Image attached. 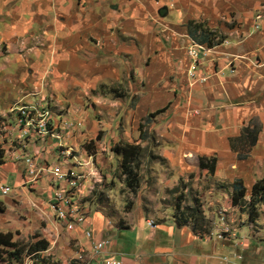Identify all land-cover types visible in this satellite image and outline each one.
I'll return each mask as SVG.
<instances>
[{
    "label": "crops",
    "instance_id": "1",
    "mask_svg": "<svg viewBox=\"0 0 264 264\" xmlns=\"http://www.w3.org/2000/svg\"><path fill=\"white\" fill-rule=\"evenodd\" d=\"M195 25L230 45L214 49L198 71L206 82L192 85L188 48ZM17 53L24 58L12 62ZM44 82L55 128L64 118L77 123L64 142L77 156H94L102 174L112 144L141 147V160L146 126L170 166H183L187 176L192 165L227 184L231 200L235 182L247 195L264 181V0H0V118L13 123L16 105L28 102L22 93ZM120 88L125 101L114 98ZM88 101L102 117L98 122L84 110ZM16 136L0 130V183L12 188L0 195V234L28 248L48 245L29 256L34 264L53 257L47 264L92 263V244L101 241L110 246L100 258L124 264H264V240L250 227L230 236L202 234L137 210L112 218L88 202L85 224L68 232L47 205L52 181L25 187L26 166L14 153L37 155L46 168L55 165L58 144L27 141L18 150ZM85 140L95 153L85 151ZM201 160L215 163L213 174Z\"/></svg>",
    "mask_w": 264,
    "mask_h": 264
},
{
    "label": "rangeland",
    "instance_id": "2",
    "mask_svg": "<svg viewBox=\"0 0 264 264\" xmlns=\"http://www.w3.org/2000/svg\"><path fill=\"white\" fill-rule=\"evenodd\" d=\"M2 52L7 55L6 47ZM24 55L12 54V62L24 58ZM121 88L114 95L117 100L126 97L125 88ZM36 90L48 95L49 84L44 82L36 87L26 88L22 94L28 97V102L20 101L16 106L38 100L40 97L32 95ZM48 101L51 114H54L53 99ZM84 110L93 121L98 122L99 118H102L92 101L87 102ZM3 120L5 119L0 118V124ZM127 126L128 122L124 120L118 129L124 133L128 129ZM142 133L143 137L146 135V141L142 143L146 148L140 160V168L137 170V183L134 181L129 183L128 178L122 173V158L114 152L115 146L112 144L105 156L109 159L107 168H104L103 174L101 172L100 182L95 186L93 194L82 200L84 205L88 202L94 203L96 208L107 210L108 214L116 219L136 210L144 212L145 216L154 222L176 219L180 224L188 223L202 234H212L218 230L222 236H230L237 230L242 233L244 229L250 227L251 235L256 236L257 240H264V236H261L264 233V204L258 201L253 204L251 192L246 195L245 204L233 207L231 190L227 184L217 182L208 176L204 177L203 173L195 170L192 165L186 167L187 176H182L183 166H170L162 156L161 144L156 143L158 139L155 133L146 126ZM101 138L104 139V136L97 138L98 143ZM128 139L125 138L124 141ZM82 145L87 146L85 151L88 154L95 153V145L89 144L88 140ZM18 244L24 249L21 259L25 261L30 256L29 244L24 242ZM53 259L49 258L44 263L54 262Z\"/></svg>",
    "mask_w": 264,
    "mask_h": 264
},
{
    "label": "built area",
    "instance_id": "3",
    "mask_svg": "<svg viewBox=\"0 0 264 264\" xmlns=\"http://www.w3.org/2000/svg\"><path fill=\"white\" fill-rule=\"evenodd\" d=\"M216 41L219 42V39L217 38ZM221 44L229 46L230 42L222 40ZM215 48L217 47L210 48L193 40L190 42L188 58L192 85L206 82V78L199 76L198 71L203 68L204 61L212 55ZM32 95L40 98L30 104L16 106L12 111L15 114V121L6 123V119L3 120L0 130L5 135L9 131L17 133V139L13 143L17 144L18 150L23 148L24 142L27 141L40 143L43 147H47L49 142L54 144L55 141L58 144L56 148L58 159L55 165L46 168L40 166L37 155L33 156L28 152L18 153L16 149L14 153L16 158L22 159L26 166L27 182L25 187L36 186L43 178L52 181L55 189L47 201L48 208L56 220L65 225L68 232H74L79 226L85 224L86 215L82 200L93 194L95 186L100 182L101 171L94 156H83L82 154L77 156L78 152L64 142L65 134L77 129V123L64 118L55 128L48 101L52 100V97L39 90H36ZM11 193L12 188L0 183L1 196L7 197ZM149 227L155 228V224L150 222ZM109 246L110 242L108 241L93 243L91 250L93 258L91 259L92 263L89 264H124L122 261L112 258H100V255ZM21 264H34L33 258L28 257ZM66 264H73V261L70 260Z\"/></svg>",
    "mask_w": 264,
    "mask_h": 264
},
{
    "label": "trees",
    "instance_id": "4",
    "mask_svg": "<svg viewBox=\"0 0 264 264\" xmlns=\"http://www.w3.org/2000/svg\"><path fill=\"white\" fill-rule=\"evenodd\" d=\"M192 40L203 45H207L210 48L217 47L221 44V40L219 42L216 41L218 38V34L214 31H209L203 27H199L195 25L194 31H191ZM163 111L157 113L161 114ZM87 148V146H86ZM114 152L122 157V173L128 178L129 183L131 181L137 183V164L140 160L142 149L141 147L125 145V146H117L114 148ZM1 162V161H0ZM200 167L208 168L212 174L215 170V163L212 166H207L203 163V160L200 161ZM252 202L255 201L261 202L264 204V181L257 182L252 190H251ZM246 197V188L244 187L241 181H237L233 185V194H232V204L234 207L245 204ZM0 211L3 212V208L0 206ZM13 236L0 234V263L2 264H21L22 259L21 255L24 251L18 243H13ZM36 246L29 247L28 250L30 255L38 252L42 249V251H46L48 249V245H44L43 247L36 248ZM36 250V251H34Z\"/></svg>",
    "mask_w": 264,
    "mask_h": 264
}]
</instances>
